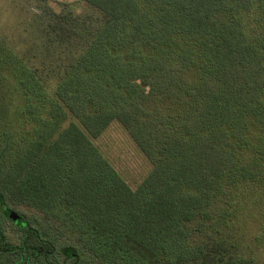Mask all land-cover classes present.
<instances>
[{"label": "trees", "instance_id": "1", "mask_svg": "<svg viewBox=\"0 0 264 264\" xmlns=\"http://www.w3.org/2000/svg\"><path fill=\"white\" fill-rule=\"evenodd\" d=\"M82 1L42 12L24 52L0 34V224L20 233L0 226V256L56 264L8 200L81 238L63 264H255L264 0ZM113 123L152 166L135 189L95 143Z\"/></svg>", "mask_w": 264, "mask_h": 264}, {"label": "rangeland", "instance_id": "2", "mask_svg": "<svg viewBox=\"0 0 264 264\" xmlns=\"http://www.w3.org/2000/svg\"><path fill=\"white\" fill-rule=\"evenodd\" d=\"M48 9L56 13L69 12L74 15L91 13L90 7L82 0H0V34L24 52L34 40L37 28L35 20ZM95 143L132 189H135L150 172L152 167L150 162L119 124L113 123ZM7 203L10 208L25 215L54 243L57 253L52 260L56 264H63V258L60 255L62 248L74 247L78 249V253L86 248L81 238L66 227L61 219L54 218L48 213L36 212L25 206L12 205L8 200ZM0 226L8 241L18 242L20 233L7 221ZM254 251L255 264H264V244ZM11 263L12 259L0 256V264ZM66 264H72V262L69 261Z\"/></svg>", "mask_w": 264, "mask_h": 264}]
</instances>
